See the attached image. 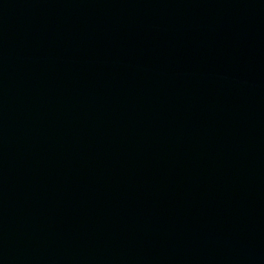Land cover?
Returning <instances> with one entry per match:
<instances>
[{"label":"water","instance_id":"obj_1","mask_svg":"<svg viewBox=\"0 0 264 264\" xmlns=\"http://www.w3.org/2000/svg\"><path fill=\"white\" fill-rule=\"evenodd\" d=\"M0 264H264V0H0Z\"/></svg>","mask_w":264,"mask_h":264}]
</instances>
